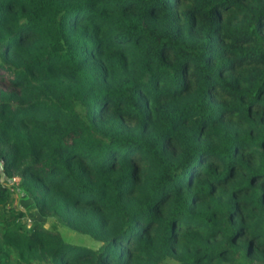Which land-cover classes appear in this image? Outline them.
Instances as JSON below:
<instances>
[{"label": "trees", "instance_id": "trees-1", "mask_svg": "<svg viewBox=\"0 0 264 264\" xmlns=\"http://www.w3.org/2000/svg\"><path fill=\"white\" fill-rule=\"evenodd\" d=\"M0 264H264V0H0Z\"/></svg>", "mask_w": 264, "mask_h": 264}, {"label": "rangeland", "instance_id": "rangeland-1", "mask_svg": "<svg viewBox=\"0 0 264 264\" xmlns=\"http://www.w3.org/2000/svg\"><path fill=\"white\" fill-rule=\"evenodd\" d=\"M19 189L14 190L12 192L13 204L16 208L20 209L25 216L24 222L27 226L40 223L42 225H46L47 222L45 219L41 218L38 214H36L33 206V202L29 196H27L24 192H18ZM63 237L67 240H72L75 242H80L88 245H93V242L88 238H81L78 240L76 234L73 232L68 231L66 228H60ZM95 244V243H94ZM97 244V243H96Z\"/></svg>", "mask_w": 264, "mask_h": 264}]
</instances>
